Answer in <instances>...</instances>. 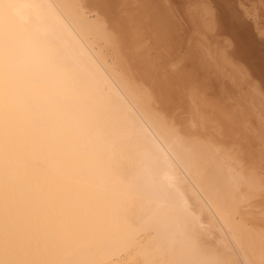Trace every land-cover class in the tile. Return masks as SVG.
I'll return each mask as SVG.
<instances>
[{
	"label": "bare ground",
	"instance_id": "bare-ground-1",
	"mask_svg": "<svg viewBox=\"0 0 264 264\" xmlns=\"http://www.w3.org/2000/svg\"><path fill=\"white\" fill-rule=\"evenodd\" d=\"M232 1L212 0V35L186 0L185 43L157 25L172 0H102L115 29L82 0H0V264H264V101L242 92L264 82V0ZM193 50L216 115L188 109ZM162 95L185 135L158 116ZM241 95L242 133L225 123Z\"/></svg>",
	"mask_w": 264,
	"mask_h": 264
},
{
	"label": "snow or ice",
	"instance_id": "snow-or-ice-1",
	"mask_svg": "<svg viewBox=\"0 0 264 264\" xmlns=\"http://www.w3.org/2000/svg\"><path fill=\"white\" fill-rule=\"evenodd\" d=\"M175 5L174 10L167 14L164 17H161L157 20V25L168 34L173 35L176 38H183L184 42H187V37L194 31L192 14L190 10V5L186 0H172ZM202 9L205 10L206 16L210 19V22L207 25H201L199 19L196 22V28L206 27L207 31L215 35V9L211 6L212 0H201ZM85 11L92 12L94 15L101 16L104 20V23L107 24V17L103 16L99 8L92 9L87 4L83 6ZM241 13L244 16V19L250 23L255 24L256 17L259 15L257 12H248L241 8ZM186 70V80H187V106L191 110L195 104L196 108L203 106L208 110L211 115H216L218 112L224 109L223 103L216 102V96L204 92V82L202 73L206 68V61L203 57V54L199 50H193L189 53L187 60L183 65ZM244 78L248 79L247 74H244ZM233 91L229 93L235 99L236 95L241 93V89L237 86H232ZM224 91H228L227 88ZM213 92L216 95H219L221 90L218 87L213 88ZM242 92L244 93H259L261 100L264 101V82H258L252 85L251 88H243ZM199 100V103H195ZM156 112L159 117L162 118L165 125L169 127V130L178 136L185 135V123L184 121L177 118V116L168 108L162 101L157 100ZM235 107V112H228V120L225 123L228 124L231 131L245 132L248 130L249 121L246 119H237L238 116L242 115L241 109L245 108L243 103V96L241 95V103ZM223 128V125H222Z\"/></svg>",
	"mask_w": 264,
	"mask_h": 264
},
{
	"label": "rangeland",
	"instance_id": "rangeland-1",
	"mask_svg": "<svg viewBox=\"0 0 264 264\" xmlns=\"http://www.w3.org/2000/svg\"><path fill=\"white\" fill-rule=\"evenodd\" d=\"M83 2H85L86 4L87 3H89V4H91V5H89L88 4V6L90 7V8H92V9H96V8H99L100 9V11L102 12V14H103V16H105V17H107V20L108 21H112V20H114V19H116V16H114V15H116L117 14V12H116V9H114L113 11H112V14H110V13H107V6H105V0H103L104 1V3L103 2H101L102 0H82ZM108 1V0H107ZM225 1V2H224ZM93 2H95V3H93ZM216 2L218 3V6L217 7H215V9H216V12H218V8H222V9H224V10H226V6H227V4H228V6H235L234 5V1H232V0H216ZM221 2V3H220ZM233 2V4H230V3H232ZM227 3V4H226ZM109 5V4H108ZM226 12V11H225ZM224 13H222V15H223ZM118 15H120V14H118ZM117 15V16H118ZM113 22V24H114V26L116 25L115 24V21H112ZM109 23V22H108ZM234 24V25H233ZM235 22H233V23H231V25H233L232 27H231V29L232 30H234V31H236V29H238V28H236V26H235ZM116 28V26L114 27V29ZM258 38V37H257ZM255 40H258V42H259V44H257V46H260V48H258V51H256L257 49L255 48V53H257L260 57H261V59H263V62H264V40H263V38L261 39L260 37L258 38V39H256V38H254ZM253 39V40H254ZM262 40V41H261ZM256 44H255V46H256ZM260 50V51H259ZM180 51H182V48H181V50H179V52ZM177 52H178V50H177ZM176 52V50H175V52L174 53H177ZM183 52V51H182ZM181 53V52H180ZM261 53V54H260ZM179 54V53H178ZM177 55V54H176ZM180 55V54H179ZM168 98V99H167ZM167 99V100H166ZM159 100L160 101H162L167 107H169L170 108V110H172V112L173 111H175L174 112V114L177 116V118L178 119H180V120H182L183 121V119L182 118H185V116H186V112H183V110L180 108L181 107V104L180 103H178L179 101H176V100H174V99H172V98H170V97H165L164 95H162L160 98H159ZM168 101H170L169 102V104L167 103ZM179 105H180V107H179ZM175 106H177L176 108H175ZM176 109V110H175ZM181 109V110H180ZM180 110V111H179ZM181 114V115H180ZM184 116V117H183ZM242 210H244V211H246L247 212V214H246V216H250V215H252V212H254V211H258L259 210V207H258V204H257V202L255 201V202H251V200H249V201H247V203L244 205V207L242 208ZM248 212H250V214L248 215Z\"/></svg>",
	"mask_w": 264,
	"mask_h": 264
}]
</instances>
